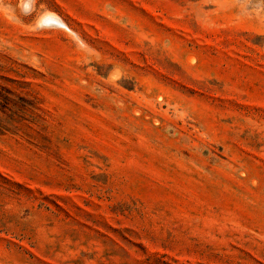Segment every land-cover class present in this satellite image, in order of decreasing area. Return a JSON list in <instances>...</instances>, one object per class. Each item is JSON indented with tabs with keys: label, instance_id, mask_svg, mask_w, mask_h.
<instances>
[{
	"label": "rangeland",
	"instance_id": "obj_1",
	"mask_svg": "<svg viewBox=\"0 0 264 264\" xmlns=\"http://www.w3.org/2000/svg\"><path fill=\"white\" fill-rule=\"evenodd\" d=\"M0 264H264V0H0Z\"/></svg>",
	"mask_w": 264,
	"mask_h": 264
}]
</instances>
